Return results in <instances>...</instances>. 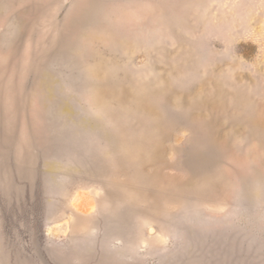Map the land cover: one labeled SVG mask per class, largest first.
Segmentation results:
<instances>
[{
    "label": "rangeland",
    "instance_id": "rangeland-1",
    "mask_svg": "<svg viewBox=\"0 0 264 264\" xmlns=\"http://www.w3.org/2000/svg\"><path fill=\"white\" fill-rule=\"evenodd\" d=\"M0 264H264V0H0Z\"/></svg>",
    "mask_w": 264,
    "mask_h": 264
}]
</instances>
